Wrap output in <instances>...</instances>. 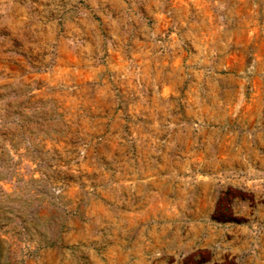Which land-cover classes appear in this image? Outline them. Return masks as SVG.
<instances>
[{
	"label": "rangeland",
	"instance_id": "obj_1",
	"mask_svg": "<svg viewBox=\"0 0 264 264\" xmlns=\"http://www.w3.org/2000/svg\"><path fill=\"white\" fill-rule=\"evenodd\" d=\"M133 3L0 0V264H264V0Z\"/></svg>",
	"mask_w": 264,
	"mask_h": 264
},
{
	"label": "built area",
	"instance_id": "obj_2",
	"mask_svg": "<svg viewBox=\"0 0 264 264\" xmlns=\"http://www.w3.org/2000/svg\"><path fill=\"white\" fill-rule=\"evenodd\" d=\"M133 7L136 10L134 11V14H142L144 16H154V17H160L164 16L167 12V0H132ZM142 1V6L138 7L137 2ZM179 7L176 6L174 7L175 10H177ZM56 79H66L67 76L65 75H59V76H54Z\"/></svg>",
	"mask_w": 264,
	"mask_h": 264
}]
</instances>
